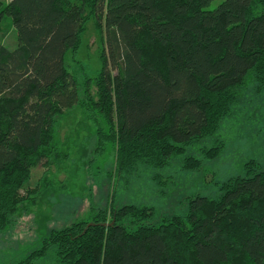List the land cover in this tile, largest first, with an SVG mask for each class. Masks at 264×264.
Masks as SVG:
<instances>
[{
  "label": "trees",
  "instance_id": "16d2710c",
  "mask_svg": "<svg viewBox=\"0 0 264 264\" xmlns=\"http://www.w3.org/2000/svg\"><path fill=\"white\" fill-rule=\"evenodd\" d=\"M90 21L101 68L79 98L67 54ZM11 29L13 47L3 43ZM249 82L264 90V0L0 1V235L43 192L24 187L55 156L64 112H83L95 156L111 151L109 177L128 185L140 166L168 167L213 136ZM222 147L201 152L214 159ZM202 165L188 156L182 169ZM245 171L159 225L153 208L114 209L113 190L107 208L50 231L16 264H264V167Z\"/></svg>",
  "mask_w": 264,
  "mask_h": 264
},
{
  "label": "rangeland",
  "instance_id": "374dc122",
  "mask_svg": "<svg viewBox=\"0 0 264 264\" xmlns=\"http://www.w3.org/2000/svg\"><path fill=\"white\" fill-rule=\"evenodd\" d=\"M3 43L9 47L16 45L14 29ZM101 49L100 36L90 21L75 56L67 54L69 70L78 83L79 98L85 78L93 79L100 71ZM255 88L256 84H247L213 136L187 148L168 167L140 166L128 185L124 180L113 181L109 177L114 172L111 151L95 156V127L83 112L76 107L64 112L56 124L55 156L49 165L33 168L24 187V190L41 187L43 192L36 198V204L27 206L15 224L0 235V264H16L38 249L50 231L90 219L91 208H107L113 190L114 209L125 205L153 208L151 223L159 225L164 219L184 215L188 197H219L220 186L230 178L244 177L245 165L250 161L264 167V90L257 93ZM217 143L223 146L219 155L204 158L202 148ZM188 156L202 160L200 170L182 169Z\"/></svg>",
  "mask_w": 264,
  "mask_h": 264
}]
</instances>
